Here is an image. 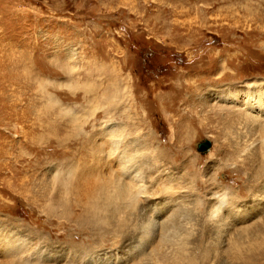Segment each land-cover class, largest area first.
<instances>
[{"label":"rangeland","instance_id":"374dc122","mask_svg":"<svg viewBox=\"0 0 264 264\" xmlns=\"http://www.w3.org/2000/svg\"><path fill=\"white\" fill-rule=\"evenodd\" d=\"M248 87L264 0H0V264H264L263 124L225 100ZM113 139L145 194L110 223L64 182L120 178Z\"/></svg>","mask_w":264,"mask_h":264},{"label":"bare ground","instance_id":"6f19581e","mask_svg":"<svg viewBox=\"0 0 264 264\" xmlns=\"http://www.w3.org/2000/svg\"><path fill=\"white\" fill-rule=\"evenodd\" d=\"M226 95H225V100H230L235 104L242 103L241 105L245 109L249 110L250 113L255 114V122H258L259 124H263L261 126L262 131L259 132V134L262 133L261 140H260V142L257 141L256 143H253V144L255 145V154L257 152H259V150L264 151V123L262 122V120H260V119L264 118V87H258L255 90H250L249 87L247 88V90L240 88V89H237L233 92H228V94H226ZM258 118H260V119H258ZM115 132H116V129L112 127L109 131H107L104 134V136L113 135V134H115ZM115 136H116V134H115ZM120 142H119V140L117 141L115 139L110 141V144H111L110 145V153H111L110 157L112 158L111 164L112 165L118 164L120 166V170H121V173L119 176L120 178H118V177L110 178L108 181H97V182L94 181L92 183H86V179H84L83 183L85 182L86 184H83L82 178H81L82 171L80 169L76 168L73 172H71V176H72L71 179L70 180L68 179V181L64 182V183H68V185L69 184L71 185L70 186L71 188L69 187L70 189H69V191H67V193L68 192H69V194L72 193V192H70L72 189L75 193V190L77 189V194L75 193L74 196H76V195L80 196V197H82V200L88 201L87 202L88 208L86 210H83L82 214H88V215L91 214L89 216L91 218H96L98 216H101V218H103L104 221L110 222V223L113 222V220L111 219V217L108 214L105 215L103 213V215L102 214L100 215L99 213H93V211L94 210H102V208L105 207L106 205H111V204L117 203L118 201L124 202V204L127 205V208H129V207H132L134 205V203L135 204L140 203L141 202L139 200L140 195L145 194V189H144L143 185L141 184L142 179H140V177L138 175V171L137 172L135 170L133 171V169L130 168V167H132V165H129V163L131 162V159H130L131 156L126 155L127 152L125 149H121L120 144H119ZM93 150H95V146H94ZM95 156H96V154L94 153L93 157H95ZM131 164H133V162ZM134 164H135V162H134ZM136 166H137V163H136ZM82 170H84V169H82ZM262 174H263V172L260 171L256 177L257 179H260V181H262ZM121 176L126 178V180L122 181L123 178ZM170 185H172V184L170 183ZM254 190H255L254 191L255 195H259V196L262 195L261 199H259L260 203L261 202L262 203L257 204V206H256L257 208L260 207L259 209H262V207H264V183L259 184V186H257L255 184ZM61 198L62 197L60 194V196L56 200L61 201ZM91 198H92V200H91ZM134 206H136V205H134ZM122 209H123V207H122ZM154 209H155L154 206L150 209L151 214H162L164 212L163 209L160 212L157 211V209H155V210ZM121 210H119V212ZM125 210H126V208L124 207V210H122V213H125ZM221 210H224L223 203H220V207L218 210L211 211V217H213V219H216L218 217V214H220ZM229 213L231 216L237 217L240 212H239V210H235L233 208V209L229 210ZM234 213H236V215ZM129 215H131V214H129ZM128 220L129 219L127 218V220H125L124 223H126ZM222 222H223V219L221 218V219H219V221H216V223H215L216 224V227H215L216 231L219 233L221 232V230L225 226V224ZM122 227H124V224ZM141 232H142V230H141Z\"/></svg>","mask_w":264,"mask_h":264},{"label":"water","instance_id":"95a60500","mask_svg":"<svg viewBox=\"0 0 264 264\" xmlns=\"http://www.w3.org/2000/svg\"><path fill=\"white\" fill-rule=\"evenodd\" d=\"M212 149V142L209 140H205L204 142L200 143L198 146L199 152L208 153Z\"/></svg>","mask_w":264,"mask_h":264}]
</instances>
